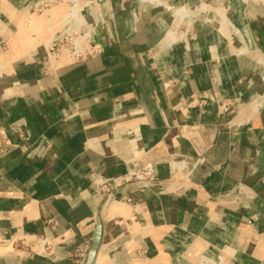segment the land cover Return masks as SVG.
<instances>
[{"label":"crops","instance_id":"0c3cea01","mask_svg":"<svg viewBox=\"0 0 264 264\" xmlns=\"http://www.w3.org/2000/svg\"><path fill=\"white\" fill-rule=\"evenodd\" d=\"M36 1L0 0V264H81L99 220L94 264H264V0H92L52 38L102 52L52 67Z\"/></svg>","mask_w":264,"mask_h":264},{"label":"built area","instance_id":"2783aa9c","mask_svg":"<svg viewBox=\"0 0 264 264\" xmlns=\"http://www.w3.org/2000/svg\"><path fill=\"white\" fill-rule=\"evenodd\" d=\"M72 2V0H71ZM88 4V3H86ZM76 18V17H74ZM71 18L69 22L72 20ZM76 31H71L62 38L54 39L51 38L49 47H46V58L49 60L51 55H54L57 60L66 55L71 60L85 61L89 58L95 57L102 52V48L97 45L93 38H83L82 35ZM171 88L170 84L165 85L166 91ZM199 102L193 100L190 103L191 108L199 107ZM156 178L154 176L153 166L148 164L143 168L134 170L120 176L118 178L106 179L99 178L95 181L96 192L102 196L105 203L111 202L116 197V192L118 189L127 187L132 184H140L143 186H148L155 182ZM40 246L37 251L34 252L36 256H46L54 257V246L49 238L41 237L39 238ZM13 248L19 253L27 252L29 250L28 245L25 241H19L14 243ZM90 248V247H89ZM89 248L80 251L78 258H81L80 263L86 258Z\"/></svg>","mask_w":264,"mask_h":264},{"label":"rangeland","instance_id":"374dc122","mask_svg":"<svg viewBox=\"0 0 264 264\" xmlns=\"http://www.w3.org/2000/svg\"><path fill=\"white\" fill-rule=\"evenodd\" d=\"M92 0H37L31 5L29 10L30 16L36 17L40 19L42 22L46 24V40L44 43L45 47H49L52 36L59 31V29L63 28L71 18L79 17L81 15V11L84 8L85 4ZM64 9V14L61 18L55 15V11L57 9ZM185 10L182 8V11L179 13L184 16ZM181 17V16H180ZM40 26V25H39ZM38 26V27H39ZM82 35V34H79ZM91 35L89 32L83 36V38H90ZM9 50V45L5 41H0V51L7 52ZM54 56V55H51ZM66 57L64 55L57 61L56 58H51V60L47 63L50 67L54 66L58 62L62 61Z\"/></svg>","mask_w":264,"mask_h":264},{"label":"water","instance_id":"95a60500","mask_svg":"<svg viewBox=\"0 0 264 264\" xmlns=\"http://www.w3.org/2000/svg\"><path fill=\"white\" fill-rule=\"evenodd\" d=\"M103 235H104V226L102 220H99L94 240L89 248L86 258L83 261V264L95 263L102 245Z\"/></svg>","mask_w":264,"mask_h":264},{"label":"bare ground","instance_id":"6f19581e","mask_svg":"<svg viewBox=\"0 0 264 264\" xmlns=\"http://www.w3.org/2000/svg\"><path fill=\"white\" fill-rule=\"evenodd\" d=\"M227 46V45H226ZM228 47V46H227ZM55 58V56H50L49 60L47 61V63L51 60V58ZM60 60V59H59ZM58 61V60H57Z\"/></svg>","mask_w":264,"mask_h":264}]
</instances>
